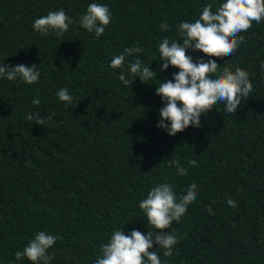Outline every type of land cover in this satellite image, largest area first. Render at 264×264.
I'll use <instances>...</instances> for the list:
<instances>
[{
  "label": "trees",
  "instance_id": "trees-1",
  "mask_svg": "<svg viewBox=\"0 0 264 264\" xmlns=\"http://www.w3.org/2000/svg\"><path fill=\"white\" fill-rule=\"evenodd\" d=\"M94 2L112 14L100 37L79 24ZM223 2L0 0V65L40 71L31 85L0 78V264H33L15 253L39 231L60 237L48 249L49 264H94L114 230L151 231L139 203L164 182L178 198L193 182L198 194L163 230L180 237L172 256L156 244L149 249L162 264H264V20L240 33L244 42L230 56L188 49L194 62L214 59L221 71L239 65L249 73L253 91L237 111L218 103L201 115L200 127L174 136L157 127L165 102L156 88L179 72L161 70L158 43L165 36L179 41L181 21L195 22L205 4L215 12ZM60 9L73 20L63 36L33 29L35 19ZM127 47L142 48L136 57L157 73L147 83L130 74L132 56L122 68L109 66ZM121 72L132 85L118 79ZM61 88L72 95L70 105L57 97ZM37 113L55 115L43 126L26 119ZM171 159L188 174L177 175ZM192 159L198 166L188 167Z\"/></svg>",
  "mask_w": 264,
  "mask_h": 264
},
{
  "label": "clouds",
  "instance_id": "clouds-1",
  "mask_svg": "<svg viewBox=\"0 0 264 264\" xmlns=\"http://www.w3.org/2000/svg\"><path fill=\"white\" fill-rule=\"evenodd\" d=\"M212 8L213 4H205L195 22L181 21L177 25L183 44L180 40L170 41L167 36L158 43L159 59L163 61L161 70H167L170 65L179 69L178 73L173 74L174 80L161 81L156 88V93L165 102V106L160 109L161 119L157 127L165 129L172 136L190 125L200 127L201 115L209 112L218 103L224 104V112L234 114L240 107L242 98H248L253 91L249 73L239 65L235 67V71L231 65L224 66L221 71L220 65L214 59L205 61L200 58L198 62H194L192 56L188 55V49L202 51L209 57L232 55L244 42L240 33L246 32L253 21L260 23L264 20V0H225L215 12ZM111 15L108 6L90 3L86 12L79 17V24L89 33L95 32V35L100 37L110 23ZM72 22V17L60 9L49 11L47 15L35 19L32 27L42 35L51 32L59 37L68 31ZM160 28L167 31L169 26L162 23ZM142 52L140 47H127L123 54L111 59L109 66L112 69L122 68L126 57L132 56L134 60L129 64L130 74L147 83L157 73L136 57L135 54ZM261 68L264 69V63ZM39 77L40 71L35 64L0 65V78H7L9 81L20 78L24 83L31 85L38 82ZM118 79L125 86L132 85L135 80H129L123 72L118 75ZM56 95L60 101L68 105L72 103L73 97L67 88H61ZM33 104L39 105L40 100L33 99ZM54 115L55 113H52L45 119L38 113L28 114L26 119L43 126L46 121H51ZM167 162L169 167L176 168L177 175L188 174V168L181 166L179 160L171 159ZM192 166H198L194 159L188 161V167ZM197 194L195 182L190 184L179 198L171 183H159L152 187L147 197L139 203L151 231L145 235L133 229L126 235L122 229L114 230L108 242L101 245L100 255L94 264H162L157 252L149 249L156 244L164 249L165 257L172 256V248L180 237L171 231L163 230L170 229L173 221H180L187 212L188 205L196 200ZM227 205L232 208L237 206L231 197L227 199ZM208 211L212 213L211 205ZM59 238L58 235L39 231L22 251L15 253V259L26 257L33 264H49L53 256L48 254V249ZM163 264H167V261Z\"/></svg>",
  "mask_w": 264,
  "mask_h": 264
}]
</instances>
